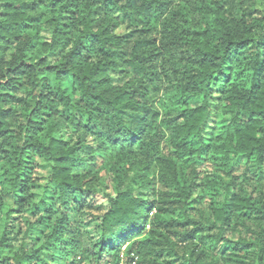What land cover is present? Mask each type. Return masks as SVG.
<instances>
[{"label":"trees","instance_id":"16d2710c","mask_svg":"<svg viewBox=\"0 0 264 264\" xmlns=\"http://www.w3.org/2000/svg\"><path fill=\"white\" fill-rule=\"evenodd\" d=\"M120 262L264 264V0H0V264Z\"/></svg>","mask_w":264,"mask_h":264},{"label":"rangeland","instance_id":"374dc122","mask_svg":"<svg viewBox=\"0 0 264 264\" xmlns=\"http://www.w3.org/2000/svg\"><path fill=\"white\" fill-rule=\"evenodd\" d=\"M68 133V131L66 129H62L61 133L58 135V137H65L66 134ZM209 169H207L206 171H208ZM43 174L42 171H39ZM100 176L103 178V183L105 185H109V183L111 182L112 179V175L108 172V170H106L104 167L101 166L100 169ZM96 201L97 203H105V200H101V198H97L96 197ZM94 233V232H93Z\"/></svg>","mask_w":264,"mask_h":264},{"label":"built area","instance_id":"2783aa9c","mask_svg":"<svg viewBox=\"0 0 264 264\" xmlns=\"http://www.w3.org/2000/svg\"><path fill=\"white\" fill-rule=\"evenodd\" d=\"M119 264H123L122 262H120Z\"/></svg>","mask_w":264,"mask_h":264}]
</instances>
